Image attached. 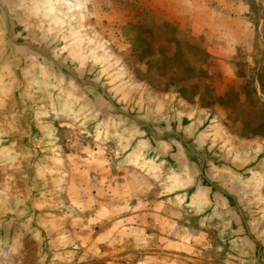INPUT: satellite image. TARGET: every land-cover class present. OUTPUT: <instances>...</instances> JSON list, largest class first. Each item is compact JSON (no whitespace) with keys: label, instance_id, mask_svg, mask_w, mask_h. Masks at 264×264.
<instances>
[{"label":"rangeland","instance_id":"374dc122","mask_svg":"<svg viewBox=\"0 0 264 264\" xmlns=\"http://www.w3.org/2000/svg\"><path fill=\"white\" fill-rule=\"evenodd\" d=\"M140 1L66 0L58 13L125 89L146 94L158 104L177 103L202 117L209 116L212 133L233 151L256 147L264 140V102H252L253 96L244 104L234 97H216L201 70L206 56L197 54L186 37H177L176 29L163 21L164 12L153 0ZM253 3L264 25V0ZM241 70L249 80L255 77V72ZM45 120L50 162L48 223L55 243L64 249L58 264H130L122 258L126 257V235L121 229L109 241L98 235L109 221L122 220L145 208L165 214L162 208L154 209L156 204L172 208L173 216L168 217L178 224L171 226L170 222V232L179 225L178 231L185 232L179 233L181 245L169 263L222 264L227 257L233 264H249L242 251L224 244L222 217L201 221L197 215L200 222H191L188 213L180 210L201 213L203 205L184 204L174 195L176 188L169 177L129 150L125 137L90 129L84 115L52 98L46 101ZM12 174L13 166L0 148V200L15 186ZM245 190L264 235V167L248 181ZM101 213L108 214L109 220L99 216ZM162 220L155 223L151 216L148 231L162 229ZM202 231L208 235L205 242L193 241L192 237ZM171 235L167 236L169 241L175 239ZM228 256L241 257L243 263ZM0 264H36L30 243L20 237H0Z\"/></svg>","mask_w":264,"mask_h":264},{"label":"water","instance_id":"95a60500","mask_svg":"<svg viewBox=\"0 0 264 264\" xmlns=\"http://www.w3.org/2000/svg\"><path fill=\"white\" fill-rule=\"evenodd\" d=\"M66 0H0V148L13 166L14 188L0 200V237L30 243L36 264H58L64 249L48 223L50 162L45 107L66 102L90 129L128 140L174 183L201 218L220 215L224 244L249 264H264V235L245 190L264 167V140L233 151L211 131V119L177 103L158 104L125 89L58 13Z\"/></svg>","mask_w":264,"mask_h":264},{"label":"crops","instance_id":"0c3cea01","mask_svg":"<svg viewBox=\"0 0 264 264\" xmlns=\"http://www.w3.org/2000/svg\"><path fill=\"white\" fill-rule=\"evenodd\" d=\"M142 1L147 0L140 2ZM153 4L164 12L163 21L176 29L177 37H186L197 54L206 56L201 70L208 78L216 97L225 96L227 100L234 97L238 103L244 104L248 96H253L255 100L252 102H264V25L263 19L257 17L253 0H153ZM240 69L251 71L252 75L255 72V77H250L249 80L248 76L246 78L245 74L240 73ZM210 112L212 114L213 111ZM160 208L165 214L151 213L145 208L144 211L130 214L122 220L109 221L98 237L109 241V238H114L118 233L116 230L121 229L122 235H126V257H122L126 258V263L171 264L174 257H177L174 253L181 245L178 241L180 225L170 232V222L171 226L178 222L169 219L168 216H173L170 206L156 204L154 209ZM180 211L185 215L188 213L194 224L200 222V219H196L200 213L184 209ZM180 211L174 212L180 216ZM99 216L105 220L108 214L101 213ZM151 216L155 223L163 218L162 229L148 231ZM207 219L209 218H202L201 221ZM171 233L175 239L169 241L167 236ZM196 234L198 235L192 237L193 241L205 242L208 236L204 231ZM224 258L223 263L233 264L227 257ZM236 259L242 261L241 257Z\"/></svg>","mask_w":264,"mask_h":264}]
</instances>
